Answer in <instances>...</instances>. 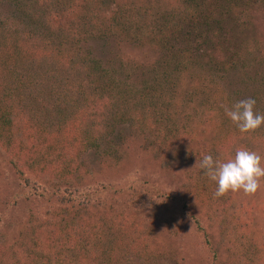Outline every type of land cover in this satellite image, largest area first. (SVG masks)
I'll list each match as a JSON object with an SVG mask.
<instances>
[{"label":"trees","instance_id":"obj_1","mask_svg":"<svg viewBox=\"0 0 264 264\" xmlns=\"http://www.w3.org/2000/svg\"><path fill=\"white\" fill-rule=\"evenodd\" d=\"M0 8L6 13L0 16V150L13 175L48 174L49 188L14 196L0 183V261L8 264L21 253L25 264H125L113 243L122 240L130 252L125 235L134 245L142 230L175 237L187 220L209 260L170 250L171 264H230L223 255L240 254L256 264L264 253L258 231L235 212L226 216L237 197H215L217 184H207L200 162L206 154L223 162L230 141L264 147V125L241 133L225 114L241 93L197 87L231 77L255 99L254 112L264 114V0H173L166 7L157 0H0ZM99 44L111 58L95 54ZM196 93L204 99L198 106ZM201 110L214 121H195ZM196 127L202 132L192 137ZM86 153L93 162L81 159ZM133 163L165 176L172 192L143 179L118 185ZM99 168L114 177L87 198L84 187L90 190ZM5 192L14 197H2ZM103 192L113 199L101 201ZM192 197L205 205L199 215L218 214L224 254L192 211L184 217ZM211 197L215 209L205 203ZM19 203L41 212L24 209L15 224L7 223L6 213ZM73 224L77 231L68 235Z\"/></svg>","mask_w":264,"mask_h":264},{"label":"rangeland","instance_id":"obj_2","mask_svg":"<svg viewBox=\"0 0 264 264\" xmlns=\"http://www.w3.org/2000/svg\"><path fill=\"white\" fill-rule=\"evenodd\" d=\"M158 1V5L162 6V7H166V5L168 4H172L173 0H157ZM142 2V1H140ZM145 4V2H142ZM4 14V15H3ZM5 12L3 10V8H0V16L4 17L5 16ZM103 44H99L98 47L96 48V52L95 54L99 57L102 58L103 60H108L109 58H111V56H109L108 54V49H104L102 47ZM108 48V47H107ZM98 49V50H97ZM100 50V51H99ZM107 51V52H106ZM107 53V54H106ZM257 56V54H256ZM133 80L139 81L142 78L139 77H134L132 78ZM202 87L203 89L206 90V92H211L213 90V92L215 91H224L223 94H228L231 93L232 91H239L241 93V98L246 99L249 98L248 94L246 93L244 86L242 84H239V82H235L231 79V77L229 78H224V82H204L202 83L201 86L197 87V90H199L198 88ZM254 87V86H252ZM201 89V90H203ZM189 89L184 90V92H187ZM198 94H194L193 95V100H194V104H196L198 106V103L201 104V101H203L204 99H202V96H198ZM202 99V100H201ZM205 103V102H203ZM208 104V103H205ZM218 105H215V109H217ZM223 106L221 104H219V110L222 109ZM191 109V108H190ZM182 114L183 115H189V117L191 116L190 114H192L191 110H182ZM202 114L203 115H199L198 117L194 116V120L197 121L200 118L205 121L206 119H212L214 121V117H212V113H209L208 111L204 112L203 110ZM217 111V110H216ZM215 112V111H213ZM181 114V113H180ZM177 122L179 123V125H182L181 123L183 122V118L181 116L177 117ZM196 124V122H195ZM198 125V124H196ZM191 128L193 129V126H191ZM190 134L192 135V137L195 136H199L198 132H202L200 131V129H198L196 127L195 131H190ZM202 138V137H201ZM185 140L189 139L187 137H184ZM248 139H244L241 143L235 141V142H229L228 146L225 148L224 151H222V155H223V160L226 161L227 159L234 157V153L236 151V149L239 148H245L247 150L250 151H254L256 152L258 155L261 156V166L264 167V147L262 145H259L258 143L255 145L252 144H248ZM146 147V144H145ZM136 150V146L134 148V152ZM148 156V155H147ZM81 159L84 160V162L86 161L87 163L93 162V159L90 158L89 153H86L85 155L81 156ZM6 161L8 162V158L6 156H4L3 152L0 150V183L4 186H7V192L9 190V192H11V194H16L17 192H23L25 195L28 196V194L33 193V188L34 187H39V192L43 191V190H48V185H47V178H48V174L45 175H41V174H31L26 172L25 170L22 171V174L18 177L13 175L14 172L10 170L9 166L7 165ZM93 168L97 166V163H93L92 164ZM97 168V167H96ZM101 172V174H103V176L101 174L95 175V177L93 179H90V184H92V186H90V190L87 191V187L89 185H86V187H84V193L87 195V198L89 196V198H93V192L96 190L95 185H102L103 182H108L106 181L107 179H110L112 177H114V174L111 170H108L107 168H104V170L101 168H99V173ZM130 174L123 180L121 181L119 184L117 182L114 183V185L118 184V185H129L132 184V182H136L135 180L137 179H143V180H148V181H156L158 183V185L160 186V189L163 190L164 192H166V194H170L172 192V190L174 189L172 184L170 185L167 181H164L165 176L163 177L161 174L155 173L153 172V170H151L150 168H147L146 170L143 169L140 165H136V163H133L130 169ZM5 180V181H4ZM166 180V179H165ZM207 184L215 186L216 182L212 181L211 179L206 180ZM261 187L257 190V192L253 195H245L243 193V191L241 190L240 192H235V197L236 198V204L234 206H229L230 209H227L226 212V216L228 217V215L230 214L229 212H235L237 214V217L239 216L241 218V220H245L248 224H250L249 230L253 231L256 230L258 231V240H261L264 244V178L261 179ZM199 184L201 185L202 183H200L199 180ZM192 185V184H191ZM196 185L198 186V183H196ZM74 186V185H73ZM74 188H77L74 186ZM71 188V189H74ZM80 189V187H78ZM125 188V187H124ZM200 188V187H199ZM100 189V188H99ZM38 190V189H37ZM81 191V190H80ZM83 191V189H82ZM2 192H3V187H2ZM7 192H5L2 197H6L8 200L10 198H13L15 196H11L9 194H6ZM201 195L204 197L206 196V193L204 192V189L201 188L200 191ZM80 194V193H79ZM91 194L92 197H90ZM118 195V194H117ZM8 196V197H7ZM174 196V195H172ZM171 196V197H172ZM207 196H209L207 194ZM117 197V196H115ZM105 198H108V201L113 199L111 198V196H106V194L103 192L101 193V201H103ZM185 200H189L188 197H184ZM38 199V198H36ZM83 199V198H82ZM192 199L189 201L190 203H187V206L189 204V208L188 210H186V214H185V218L188 219L189 216H197V219L200 221L201 225L203 226V228H205L206 233L210 234V238L209 241L211 240V243L214 245L215 241H213L215 238V240H218V242L216 243L215 248H219L221 253H225L224 249L226 247V243L223 242V238L221 236L218 237V232H219V227H218V214L216 213L213 217L210 219L209 217H207L204 214L199 215L198 212L200 211L199 208H203V210H205V205H203L202 207H200L201 205L199 204L198 201H195ZM206 204L211 203V206L213 209H215L217 207V200L213 199L211 197V200H206L205 201ZM29 203L27 204H23V203H19L18 208H14V209H10L6 214H7V218L8 220H6L7 223H11L9 221L12 220V224H15L16 222H14V220L16 219H20V216L22 213H24V209L26 211V209L30 208L31 211L32 209H34V207L28 206ZM242 204H244V208H241ZM37 205V204H35ZM232 205V204H231ZM41 208L39 207L38 209H34L33 211L40 213L41 212ZM195 209L194 211L192 209ZM45 209V208H44ZM244 209V211H243ZM175 211H177L175 214L176 216H179L180 214V210L179 208H174ZM192 211V215H190L188 212ZM32 213V212H31ZM24 215V214H23ZM117 216V215H116ZM118 218V217H116ZM115 218V220H116ZM43 220V219H40ZM21 221V220H20ZM3 221L0 222V225L2 224ZM22 222V221H21ZM43 224H45L44 221H42ZM41 224L40 222L36 223V227H38ZM42 226V225H41ZM234 226L233 224L229 225V230L230 227ZM76 225L73 224V228L69 231H67L68 235H72V233L75 230ZM252 228V230H251ZM195 227L193 225V223H191L190 221H185L181 224L180 228L178 229L177 233L175 234V237H168V238H164V236H162L159 233H155V232H151L149 230H142V231H138V235L139 238L137 240V244L134 245V243H131L130 240H128L127 235H125V239L123 242H127L130 244V248L131 251H126V248L124 249V247L121 248V243L122 240L119 241L117 244L113 243V247L116 249V256L117 258L120 256L123 259V262H125V264H171L173 263L172 259H167V255L166 251H170V250H176V251H181L183 255H187L188 257L193 256L196 259H199L203 262H206L207 260H209V253L207 251V248L204 245V242L201 241L202 237H200V233H196L195 232ZM218 231V232H217ZM222 232V231H221ZM219 232V233H221ZM181 234L182 238L181 241L178 238V235ZM226 234L228 235V231L226 232ZM245 234V233H244ZM147 235V236H146ZM223 235V234H221ZM58 234L56 233V235L54 237H52L53 239H57ZM12 238V237H9ZM214 238V239H213ZM234 238V235H233ZM227 239L229 240V238L227 237ZM117 240V239H115ZM129 241V242H128ZM8 242V241H7ZM11 242V241H10ZM9 242V243H10ZM133 244V245H132ZM184 244V247H181L180 245ZM226 244V245H225ZM104 245H102L103 247ZM106 250V249H105ZM105 250H103L105 252ZM264 251V249L262 250ZM119 254V256H118ZM159 256H161V258H159ZM186 256V257H187ZM176 256H174L175 258ZM253 256H248L249 258H252ZM224 258V260H223ZM223 258L221 259L224 263L228 262L230 264H247V260L246 257L240 255H237V257L235 259H233L231 256L227 257L226 255H223ZM226 258V259H225ZM231 258V260H229ZM233 259V260H232ZM14 261H17L18 264H25L26 260L24 255H22L21 253L18 255L17 259H14L12 261L9 262V260L7 261L8 264L13 263ZM0 264H4L3 262L0 261ZM256 264H264V253L261 255V258L256 262Z\"/></svg>","mask_w":264,"mask_h":264},{"label":"clouds","instance_id":"obj_3","mask_svg":"<svg viewBox=\"0 0 264 264\" xmlns=\"http://www.w3.org/2000/svg\"><path fill=\"white\" fill-rule=\"evenodd\" d=\"M255 105V99L249 97L236 102L231 108L225 107V114L241 133L254 132L264 125V114L254 112ZM200 168L216 182L214 196L217 198L241 190L245 195H253L264 178L261 156L245 148L237 149L234 157L223 162L206 154L202 157Z\"/></svg>","mask_w":264,"mask_h":264}]
</instances>
